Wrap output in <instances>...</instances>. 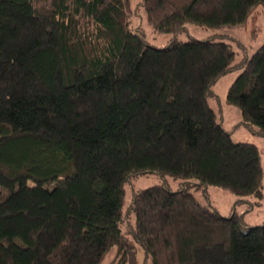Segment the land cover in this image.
Instances as JSON below:
<instances>
[{"label":"trees","instance_id":"16d2710c","mask_svg":"<svg viewBox=\"0 0 264 264\" xmlns=\"http://www.w3.org/2000/svg\"><path fill=\"white\" fill-rule=\"evenodd\" d=\"M149 23L244 25L264 0H143ZM131 0H0V264H264V224L223 216L188 184L260 203L259 147L236 142L209 104L227 102L264 136V44L236 62L225 41L159 48L130 23ZM145 173L182 179L135 191Z\"/></svg>","mask_w":264,"mask_h":264},{"label":"rangeland","instance_id":"374dc122","mask_svg":"<svg viewBox=\"0 0 264 264\" xmlns=\"http://www.w3.org/2000/svg\"><path fill=\"white\" fill-rule=\"evenodd\" d=\"M130 23L133 29L141 30L147 42L155 47H165L172 41L178 39L187 41L190 39H211L213 41H225L229 43L236 53V62H241L244 57L252 55L264 44V6L258 5L250 13L244 25L237 27H223L212 29L197 23H188L183 30L177 33H161L148 21L143 0H131ZM242 72V68L235 69L224 74L211 86L209 104L217 113V120L232 134L236 142H248L256 144L261 152L264 166V136L252 131L244 122L239 107L227 102V93L234 80ZM168 184L173 190L183 187L184 181L169 175L163 176L158 173H145L132 178L126 183V194L124 201V212L126 218L123 229H129V224L135 223V214L129 215V209L133 202L135 191L142 190L153 185ZM188 189L196 194L199 200L217 209L223 216L230 217L235 212L242 215L245 227H254L264 224V196L260 203L255 197L238 196L230 190L209 186L208 188L197 187L188 184ZM138 247L139 264H148L150 259L146 258L144 249L140 244ZM115 250L109 254L103 264H108L114 256Z\"/></svg>","mask_w":264,"mask_h":264}]
</instances>
